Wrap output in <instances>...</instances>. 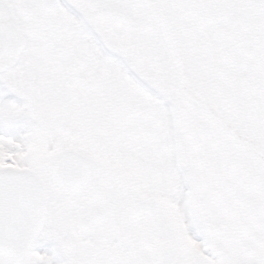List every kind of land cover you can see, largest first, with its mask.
<instances>
[{"label":"snow or ice","instance_id":"snow-or-ice-1","mask_svg":"<svg viewBox=\"0 0 264 264\" xmlns=\"http://www.w3.org/2000/svg\"><path fill=\"white\" fill-rule=\"evenodd\" d=\"M0 264H264V0H0Z\"/></svg>","mask_w":264,"mask_h":264}]
</instances>
